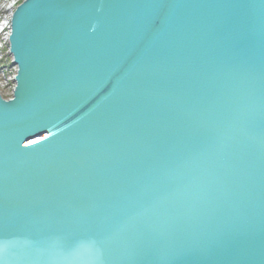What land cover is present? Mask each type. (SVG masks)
Returning a JSON list of instances; mask_svg holds the SVG:
<instances>
[{
  "label": "water",
  "instance_id": "95a60500",
  "mask_svg": "<svg viewBox=\"0 0 264 264\" xmlns=\"http://www.w3.org/2000/svg\"><path fill=\"white\" fill-rule=\"evenodd\" d=\"M0 97V264H264V0H24Z\"/></svg>",
  "mask_w": 264,
  "mask_h": 264
},
{
  "label": "rangeland",
  "instance_id": "374dc122",
  "mask_svg": "<svg viewBox=\"0 0 264 264\" xmlns=\"http://www.w3.org/2000/svg\"><path fill=\"white\" fill-rule=\"evenodd\" d=\"M23 1L0 0V97L4 100L12 97L16 74L8 49L9 22L13 12Z\"/></svg>",
  "mask_w": 264,
  "mask_h": 264
},
{
  "label": "bare ground",
  "instance_id": "6f19581e",
  "mask_svg": "<svg viewBox=\"0 0 264 264\" xmlns=\"http://www.w3.org/2000/svg\"><path fill=\"white\" fill-rule=\"evenodd\" d=\"M9 27H10V22H9ZM9 31H10V28H9Z\"/></svg>",
  "mask_w": 264,
  "mask_h": 264
}]
</instances>
